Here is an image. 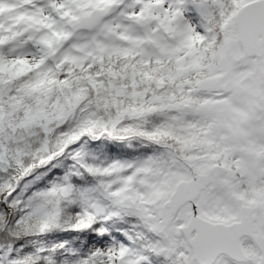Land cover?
Instances as JSON below:
<instances>
[{
    "label": "snow or ice",
    "instance_id": "snow-or-ice-1",
    "mask_svg": "<svg viewBox=\"0 0 264 264\" xmlns=\"http://www.w3.org/2000/svg\"><path fill=\"white\" fill-rule=\"evenodd\" d=\"M0 264H264V0H0Z\"/></svg>",
    "mask_w": 264,
    "mask_h": 264
}]
</instances>
